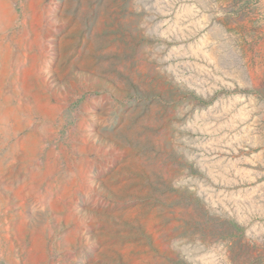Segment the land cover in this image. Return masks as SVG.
Masks as SVG:
<instances>
[{
  "label": "rangeland",
  "instance_id": "obj_1",
  "mask_svg": "<svg viewBox=\"0 0 264 264\" xmlns=\"http://www.w3.org/2000/svg\"><path fill=\"white\" fill-rule=\"evenodd\" d=\"M0 264H264V0H0Z\"/></svg>",
  "mask_w": 264,
  "mask_h": 264
}]
</instances>
